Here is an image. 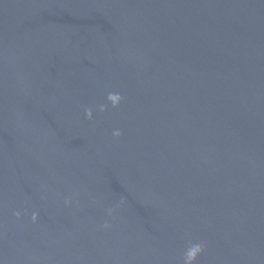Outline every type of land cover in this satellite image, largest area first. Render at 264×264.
Returning a JSON list of instances; mask_svg holds the SVG:
<instances>
[{"label":"water","instance_id":"obj_1","mask_svg":"<svg viewBox=\"0 0 264 264\" xmlns=\"http://www.w3.org/2000/svg\"><path fill=\"white\" fill-rule=\"evenodd\" d=\"M0 264H264V0H0Z\"/></svg>","mask_w":264,"mask_h":264}]
</instances>
